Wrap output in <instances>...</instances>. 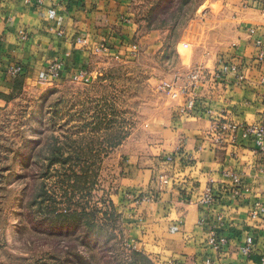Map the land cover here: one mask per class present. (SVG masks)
<instances>
[{
  "label": "crops",
  "instance_id": "1",
  "mask_svg": "<svg viewBox=\"0 0 264 264\" xmlns=\"http://www.w3.org/2000/svg\"><path fill=\"white\" fill-rule=\"evenodd\" d=\"M241 1L236 35L203 67L194 110L172 99L159 143L121 160L114 201L155 264H259L264 255V211L253 215L264 208V149L242 128L224 127L264 125V0ZM142 31L134 0H0V102L39 86L55 62L53 81L62 82L90 74L101 55L131 59ZM103 40L108 53L95 51ZM213 234L223 240L217 248ZM248 236L250 255L241 251Z\"/></svg>",
  "mask_w": 264,
  "mask_h": 264
},
{
  "label": "rangeland",
  "instance_id": "2",
  "mask_svg": "<svg viewBox=\"0 0 264 264\" xmlns=\"http://www.w3.org/2000/svg\"><path fill=\"white\" fill-rule=\"evenodd\" d=\"M241 3L134 0L137 56L101 55L88 81L44 79L4 97L0 264H155L114 201L121 160L159 143L172 100L160 83L223 56Z\"/></svg>",
  "mask_w": 264,
  "mask_h": 264
},
{
  "label": "built area",
  "instance_id": "3",
  "mask_svg": "<svg viewBox=\"0 0 264 264\" xmlns=\"http://www.w3.org/2000/svg\"><path fill=\"white\" fill-rule=\"evenodd\" d=\"M79 43L86 42V39L79 38ZM132 49H131V56L135 57L138 54L139 46L137 43H131ZM110 50V47L106 44V41H100V43L96 46L95 51L98 53H108ZM115 59H122L119 54L114 55ZM61 64L58 62L53 63L49 67V76L46 77L45 80L53 81L58 79L59 76V70H60ZM21 71V67L16 66L12 67L9 71L10 74L16 75ZM205 76L204 70L201 67H197L190 73H188L186 76H176L171 81H163L159 85V89L164 92L166 95H168L171 99H178L179 97H183L184 104L181 106V111L183 113L191 112L194 110L196 106V89L199 86V83L203 80ZM81 79H84L85 81H88L90 79L89 73L84 71V73H81V75L78 76ZM225 128H229L231 130H237L239 128H242L244 130L245 136H253L255 139L256 144L259 146V148L264 149V125L256 126V125H236V124H230L228 126H224ZM167 182V180H165ZM214 196L211 192V190H208L204 197V202L209 203L213 201ZM264 208L260 207L258 210H255L253 212V215L256 216L258 213L263 212ZM209 242L214 247H219L223 240H218L216 238V235L213 234L210 238ZM254 249V239L251 236H248L246 238L245 244L241 246V251L246 254L250 255L253 253ZM175 264V263H170ZM259 264H264V255L260 257Z\"/></svg>",
  "mask_w": 264,
  "mask_h": 264
}]
</instances>
